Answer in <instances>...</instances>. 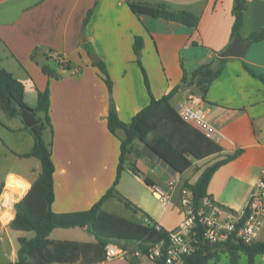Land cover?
Wrapping results in <instances>:
<instances>
[{"label": "crops", "instance_id": "obj_1", "mask_svg": "<svg viewBox=\"0 0 264 264\" xmlns=\"http://www.w3.org/2000/svg\"><path fill=\"white\" fill-rule=\"evenodd\" d=\"M129 1L162 2L169 9L195 13L199 20L196 26H187L147 14L136 15ZM233 3L234 0H0V66L23 82L24 100L30 107L36 104L37 90L46 87L49 90L51 126L45 125L42 136L50 144L55 168L53 211L89 208L114 180L119 139L124 137V131L117 128L113 135L107 128L109 99L112 98L117 115L124 122H129L149 101L132 49L135 35L143 41L140 60L152 95L160 97L178 87L170 104L177 109L179 104L192 100L218 130L219 137L206 140L188 126L180 124L182 128H178L168 122L172 139L188 145L195 153L196 156H187L190 166L179 172L144 142L134 139L115 189L158 225L167 230L175 228L184 213L177 209L176 221L169 223L175 205L169 208V214L166 204L175 195L181 200L187 190L184 181L195 182L207 166L202 160L215 161L237 153L213 172L207 193L219 205L233 211L243 210L264 162V84L243 68L241 60L264 75V39L248 44L241 57H230L204 95L195 84H189L193 73L212 58L213 52L229 45ZM89 10L91 15L83 24ZM262 25L264 0H247L240 35L245 37ZM82 30L84 42L80 40ZM91 54L105 62L112 80L110 95ZM43 66L48 73L42 71ZM183 74L186 84L181 82ZM26 127L20 115L10 116L0 107V198L10 210L0 218L1 264L16 260L19 237L33 236L9 227L15 215L13 204L26 194L40 172L37 158L38 163L33 156H20L33 146V137ZM151 137L149 134L148 140ZM145 177L151 184L144 181ZM10 178L26 187L9 191L6 185ZM154 187L168 192L165 204L153 200L157 199ZM114 201L121 202L116 194L103 202V209L112 212ZM3 211L0 204V214ZM134 214L141 219L140 213ZM78 228L81 227H55L48 238L96 241L92 234ZM121 260L120 264H129L127 258ZM61 264L110 263L77 260Z\"/></svg>", "mask_w": 264, "mask_h": 264}, {"label": "trees", "instance_id": "obj_2", "mask_svg": "<svg viewBox=\"0 0 264 264\" xmlns=\"http://www.w3.org/2000/svg\"><path fill=\"white\" fill-rule=\"evenodd\" d=\"M237 2L241 4L240 10L236 9ZM128 5L136 15L147 14L153 17L176 21L187 26H196L199 20L198 15L195 13L184 9H169L162 2L152 4L148 2L129 1ZM246 7L247 0H234L232 7L233 22L230 32L231 39L237 36L239 40L244 42L243 49L250 43L264 39V25L252 30L245 37L240 35L239 30L243 22ZM91 12V10L87 12L83 24L87 22ZM142 47V38L135 35L132 49L134 54L139 55L136 58V62L141 70L143 83L149 95V101L147 105L131 117L129 122H124L119 119L115 108L108 110L106 124L109 132L115 135L117 128H121L124 131V137L119 139L116 173L110 187L107 188L96 202L84 210L55 212L51 209V204L54 200L53 172L55 168L51 158L50 144L45 143L42 136L45 125L51 126L48 88L37 90L36 104L30 107L24 100L25 86L23 82L0 66V107L10 116H19L20 110L23 109L32 110L37 120L36 124L26 127L33 137L32 149L20 156H33L40 163L38 177L31 184L26 194L13 204L15 215L9 223V227L13 230L33 231V236L29 238H18L17 258L10 264H61L72 263L77 260H85L88 263L105 261L104 247L108 242H114L116 244L118 242L126 243L130 248H132L133 244L138 243V247L142 249L145 256V246L142 243H156L168 240L167 229L158 225L146 212L126 197L120 195L115 189L121 171L126 164V155L129 153L131 143L134 139H139L144 142L153 152L179 172L190 166L191 161L187 156L190 154L192 156L195 155L192 148L188 145H180L172 139V135L167 126L169 122V124L171 123L178 128H182L180 124L190 127L182 121L176 109L169 102L178 87H174L160 97H154L152 95L146 70L140 60ZM229 58L218 57L216 56V52H213L212 58L207 63L202 64L193 73L189 84H195L204 95L208 85L220 74ZM241 62L243 68L250 75L258 78L264 84V75L254 72L244 61L241 60ZM93 65L98 69L99 75L110 95L112 80L105 62L98 60ZM42 71L48 73L45 66L42 67ZM197 75H200V77L195 81ZM181 82L186 84L185 74H183ZM38 113H42L43 116H39ZM149 134L152 137L148 140ZM202 137L210 140L203 135ZM214 150L217 151L218 148L215 146ZM236 154L226 155L222 159L215 160L205 166L195 182L189 183L188 181H184L183 186L191 193V204L195 214L201 210L203 198H210V195L207 193V184L213 172L221 164L232 159ZM131 168L139 173L134 165ZM144 181L147 184H151L147 177L144 178ZM115 194L126 208H129L133 213H140V220L142 221L126 218L103 209V202ZM196 222L195 230L197 233H200L202 226L198 221ZM74 226L85 229L94 236L96 241L94 243H81L68 240L53 241L48 238L49 233L55 227ZM219 248H222L228 253L229 260L233 264L237 262L239 251L245 253L247 264H255L256 255L260 254L264 256V238L250 243L243 242L239 239H229L222 244L200 243L198 250L186 257L185 264H206L209 259L218 258ZM129 250L131 252L133 251V249ZM154 263L164 264L161 261H155Z\"/></svg>", "mask_w": 264, "mask_h": 264}, {"label": "built area", "instance_id": "obj_3", "mask_svg": "<svg viewBox=\"0 0 264 264\" xmlns=\"http://www.w3.org/2000/svg\"><path fill=\"white\" fill-rule=\"evenodd\" d=\"M176 111L182 121L198 133L210 140L218 139V130L192 100L179 104ZM169 185L172 186L173 181H170ZM153 191L161 204L168 201L169 194L166 190L154 187ZM181 204L185 218L175 228L168 230V240L142 243L145 246V256L149 260L161 261L164 264H185L186 257L198 250L200 243L222 244L229 239L250 243L257 240L264 220V162L242 211H233L205 197L201 210L195 214L188 189L181 197ZM196 221L202 226L200 233L195 230ZM137 244H133L131 253L137 257L144 256ZM127 252L129 248L108 242L104 247L105 261L125 259Z\"/></svg>", "mask_w": 264, "mask_h": 264}, {"label": "rangeland", "instance_id": "obj_4", "mask_svg": "<svg viewBox=\"0 0 264 264\" xmlns=\"http://www.w3.org/2000/svg\"><path fill=\"white\" fill-rule=\"evenodd\" d=\"M135 57L138 58L139 55L135 54ZM110 100H112V98L109 99V106H110ZM35 161H37V163H38V160L36 158H35ZM212 162H214V159H212V158H206V159L201 161V163L204 164V165L211 164ZM153 200L155 202H157V203L159 202L155 198H153ZM0 202H1V198H0ZM0 204L4 207V211L0 214V218L2 219L1 215L3 213H5V214L8 213L10 210L8 209V207L3 205L2 202ZM173 205H175V207H174V209H172V213L170 214L169 208L171 206H173ZM166 207L168 209L167 213L170 214L169 217H168L169 218L168 222L169 223H174L176 221V219H175V217H176L175 211L177 209L179 211H183V207H182V204H181L180 197L178 195H175L174 197H172V199L170 201V204L167 203ZM112 212H114L116 214H119V215H121L123 217L133 219V220H137L138 221L140 219L136 214H134L129 208H126L123 205V203L119 202V201H114ZM183 213H184V211H183ZM184 218H185V215H184L182 221L184 220ZM261 227L262 228H261V230H259V233L257 235V240H260V239L262 240L264 238V225L261 226ZM165 228H167V227H165ZM173 228H170L168 230H171ZM78 229H81V228H78ZM28 233H29V235L33 234L32 231H28ZM11 236L12 237L14 236L13 232H11ZM14 241H15V239H14ZM117 244L122 246V247H124V248L132 249L126 243L118 242ZM136 246L138 247V244ZM137 247H135V248H137ZM125 257L127 258L128 263H132L133 264V263L140 262L142 264H153V262L151 260H149L148 258H146L145 256H141V257L134 256L133 254H131L130 250H129V252H127ZM114 261H118L117 262L118 264L122 263V262H119V261H122L121 259H115L113 261H106V262L112 264ZM206 264H233V263L230 262L228 253L225 250H223L222 248H219L218 249V258L209 259ZM236 264H247V257L245 255V253H243L242 251L238 252V257H237ZM255 264H264V256L260 255V254L256 255L255 256Z\"/></svg>", "mask_w": 264, "mask_h": 264}, {"label": "water", "instance_id": "obj_5", "mask_svg": "<svg viewBox=\"0 0 264 264\" xmlns=\"http://www.w3.org/2000/svg\"><path fill=\"white\" fill-rule=\"evenodd\" d=\"M236 9L237 10L241 9V4L239 2L236 3ZM80 40L82 42L86 41L84 30L81 31ZM243 48H244V42L239 40L237 38V36H234V37H232V39H231V41L227 47L216 52V56H218V57H240L241 53L243 51ZM91 60L93 63H95L99 60V57L95 54H91ZM199 77H200V75H197L195 77V81H197L199 79ZM109 108L110 109L114 108V103L112 100H110ZM20 117L27 127H30V126L36 124V122H37V120L35 118V114L32 110H27V109L20 110Z\"/></svg>", "mask_w": 264, "mask_h": 264}, {"label": "bare ground", "instance_id": "obj_6", "mask_svg": "<svg viewBox=\"0 0 264 264\" xmlns=\"http://www.w3.org/2000/svg\"><path fill=\"white\" fill-rule=\"evenodd\" d=\"M17 187H22L25 188L26 185L23 184L21 181L15 179V178H10L7 182L6 188L10 191V189H14ZM11 195V194H10ZM8 219V215L4 218V221Z\"/></svg>", "mask_w": 264, "mask_h": 264}]
</instances>
